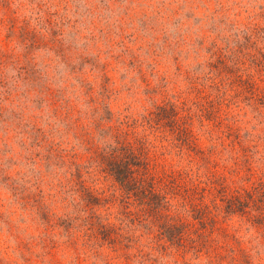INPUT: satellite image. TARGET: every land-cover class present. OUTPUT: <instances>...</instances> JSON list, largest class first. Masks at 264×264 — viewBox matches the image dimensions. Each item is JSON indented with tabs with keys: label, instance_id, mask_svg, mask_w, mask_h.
Wrapping results in <instances>:
<instances>
[{
	"label": "rangeland",
	"instance_id": "374dc122",
	"mask_svg": "<svg viewBox=\"0 0 264 264\" xmlns=\"http://www.w3.org/2000/svg\"><path fill=\"white\" fill-rule=\"evenodd\" d=\"M110 128L170 205L98 163ZM0 264H264V0H0Z\"/></svg>",
	"mask_w": 264,
	"mask_h": 264
},
{
	"label": "trees",
	"instance_id": "16d2710c",
	"mask_svg": "<svg viewBox=\"0 0 264 264\" xmlns=\"http://www.w3.org/2000/svg\"><path fill=\"white\" fill-rule=\"evenodd\" d=\"M109 134L112 143H108L101 152L95 154L98 163L103 164L108 175L113 177L127 199L138 202L142 208L144 206L151 211H160L158 208L160 202L168 205L167 198L173 193L167 188H162L164 186L162 179L167 176L165 171L160 172L161 170L156 166L151 165L155 162L150 160L144 147L135 144V142H131V144L123 142L112 128H110ZM189 191L195 193L196 187ZM202 193L203 189L200 194L198 193L200 195L198 198L191 199L194 212L202 211L200 203H194L195 200L203 198ZM159 223L160 233L164 234L169 241L182 235L178 228L175 229L170 224V221L163 220Z\"/></svg>",
	"mask_w": 264,
	"mask_h": 264
}]
</instances>
